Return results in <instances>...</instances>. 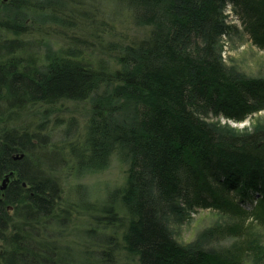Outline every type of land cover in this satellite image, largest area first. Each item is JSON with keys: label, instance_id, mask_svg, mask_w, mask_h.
<instances>
[{"label": "trees", "instance_id": "1", "mask_svg": "<svg viewBox=\"0 0 264 264\" xmlns=\"http://www.w3.org/2000/svg\"><path fill=\"white\" fill-rule=\"evenodd\" d=\"M121 1L148 32L129 45L109 43L114 64L95 66L72 49L37 64L17 20L1 24L13 39L0 43V180L10 176L0 264H118L119 250L135 264H243L250 254L264 264V126L243 133L207 121L242 122L264 110V78L240 75L222 56L228 1L264 48V0ZM65 101L91 105L84 141L65 142L79 173L103 170L113 156L129 164L77 251L62 237L73 212L56 177L68 157L39 130L12 126L14 112ZM195 207L231 220L208 232L234 238L233 249L176 240L168 215Z\"/></svg>", "mask_w": 264, "mask_h": 264}, {"label": "rangeland", "instance_id": "2", "mask_svg": "<svg viewBox=\"0 0 264 264\" xmlns=\"http://www.w3.org/2000/svg\"><path fill=\"white\" fill-rule=\"evenodd\" d=\"M236 11L234 4L228 1L224 15L230 29L222 37L223 60L248 79H262L264 48L246 31L245 24ZM14 20H17L25 31L21 37L22 44L25 43L28 55H37V64H44L48 55L59 52L63 54L68 49L80 51L81 57L92 61L95 66L103 60L112 62L117 54L107 47L109 43L118 46L129 45L142 39L148 32V29L139 28L134 23L131 11L121 0H0V43L13 39L9 32L1 29V24L14 23ZM23 55L26 58L28 56L26 53ZM90 108L89 102L65 101L54 106L39 104L38 108H23L18 113L14 112L12 117V126L25 131L39 130L38 133L48 136L49 142L70 161L66 168L56 172V177L62 184L65 204L70 206L73 212V222L67 229H63L62 237L72 249L76 248V251L81 245V237H86L85 229L95 226V218L102 216L101 209L106 205L104 203L108 195L125 185L129 169V164L118 156H113L109 166L103 170H86L79 173L74 168L76 161L70 156V150L64 149L65 142L66 139L69 143L84 141L91 118ZM208 119L209 122L215 121L222 129L248 133L264 126V110L242 122L225 117ZM43 122L46 124L41 129ZM3 183L0 180V187ZM1 191L0 200L3 195ZM178 204L183 207L181 201ZM88 208L91 210H87ZM9 212L12 214L13 209L9 208ZM124 213L122 211L121 216H125ZM168 218L176 240L184 246L200 244L206 249L225 251L233 249L236 245L234 238L210 235V229L231 223L229 218L215 213L210 208L195 207L186 215L169 214ZM111 231L113 230L105 233L112 235ZM122 233L123 231H119L115 235L117 240L121 239ZM258 236L259 245L264 249V231L258 233ZM118 264L135 262L123 250H119ZM243 264H261V260L250 254L244 258Z\"/></svg>", "mask_w": 264, "mask_h": 264}, {"label": "water", "instance_id": "3", "mask_svg": "<svg viewBox=\"0 0 264 264\" xmlns=\"http://www.w3.org/2000/svg\"><path fill=\"white\" fill-rule=\"evenodd\" d=\"M20 158H23V156L18 157L16 159H20ZM9 180H10V176H7L5 182L3 183V186L1 187L2 191H4L7 188V183L9 182Z\"/></svg>", "mask_w": 264, "mask_h": 264}, {"label": "flooded vegetation", "instance_id": "4", "mask_svg": "<svg viewBox=\"0 0 264 264\" xmlns=\"http://www.w3.org/2000/svg\"><path fill=\"white\" fill-rule=\"evenodd\" d=\"M5 181V179H4V177H3V179H1V182L3 183ZM0 190H1V187H0ZM1 202V201H0Z\"/></svg>", "mask_w": 264, "mask_h": 264}, {"label": "bare ground", "instance_id": "5", "mask_svg": "<svg viewBox=\"0 0 264 264\" xmlns=\"http://www.w3.org/2000/svg\"><path fill=\"white\" fill-rule=\"evenodd\" d=\"M25 186V185H24Z\"/></svg>", "mask_w": 264, "mask_h": 264}]
</instances>
